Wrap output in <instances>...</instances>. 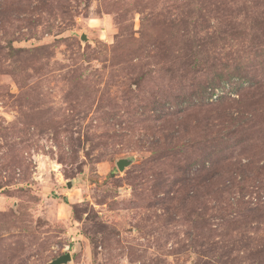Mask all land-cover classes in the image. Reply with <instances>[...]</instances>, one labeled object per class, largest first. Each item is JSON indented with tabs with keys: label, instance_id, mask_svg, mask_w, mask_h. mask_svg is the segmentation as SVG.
<instances>
[{
	"label": "rangeland",
	"instance_id": "374dc122",
	"mask_svg": "<svg viewBox=\"0 0 264 264\" xmlns=\"http://www.w3.org/2000/svg\"><path fill=\"white\" fill-rule=\"evenodd\" d=\"M66 253L264 264V0H0V264Z\"/></svg>",
	"mask_w": 264,
	"mask_h": 264
},
{
	"label": "water",
	"instance_id": "95a60500",
	"mask_svg": "<svg viewBox=\"0 0 264 264\" xmlns=\"http://www.w3.org/2000/svg\"><path fill=\"white\" fill-rule=\"evenodd\" d=\"M87 39L86 35L82 36V40L85 41ZM132 163L131 159H121L117 161V167L120 171H123L126 166H129ZM72 261L71 253H66L62 256L51 261L49 264H69Z\"/></svg>",
	"mask_w": 264,
	"mask_h": 264
},
{
	"label": "trees",
	"instance_id": "16d2710c",
	"mask_svg": "<svg viewBox=\"0 0 264 264\" xmlns=\"http://www.w3.org/2000/svg\"><path fill=\"white\" fill-rule=\"evenodd\" d=\"M209 129H210V127H209Z\"/></svg>",
	"mask_w": 264,
	"mask_h": 264
}]
</instances>
